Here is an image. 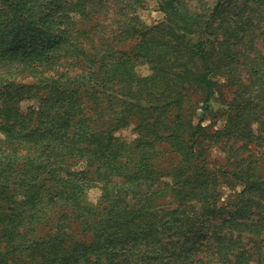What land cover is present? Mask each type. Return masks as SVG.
<instances>
[{
    "label": "trees",
    "instance_id": "1",
    "mask_svg": "<svg viewBox=\"0 0 264 264\" xmlns=\"http://www.w3.org/2000/svg\"><path fill=\"white\" fill-rule=\"evenodd\" d=\"M106 1L0 0V264H264V52L240 48L264 0H156L154 25L126 0L101 36Z\"/></svg>",
    "mask_w": 264,
    "mask_h": 264
},
{
    "label": "rangeland",
    "instance_id": "2",
    "mask_svg": "<svg viewBox=\"0 0 264 264\" xmlns=\"http://www.w3.org/2000/svg\"><path fill=\"white\" fill-rule=\"evenodd\" d=\"M126 3V0H107L106 2L99 4L97 11L94 12L92 20L89 22V26L92 32L100 34L101 36H111L116 28V21L123 16V7ZM198 11L206 10L210 8L213 3V0H206L205 3H198L196 0L189 1ZM137 14L141 19L149 25H154L158 22L164 20V13L160 11L158 7V2L156 0H147V3L144 7L137 9ZM244 21L251 20L252 25L249 29V36H246L244 42L240 46L242 52L247 55L256 54L258 52H264V15L258 14L256 12L249 13L248 11L243 14ZM141 74L148 73V68L146 66H140L138 68ZM220 84L222 86L221 92H216L212 97L211 107L213 113L207 117L204 121L205 125H211L214 129L222 127L227 119V110L228 105L225 101L229 100L232 95V88L225 85V79L219 78ZM197 96V90H190ZM35 104L33 101H25L22 103L23 108ZM200 117L199 114L196 116V120ZM134 125L119 130L116 135L126 139L132 140L135 138L136 133L133 130ZM232 143L231 141L229 142ZM223 145V142H216L209 147V160H212L217 165H220V161L223 160L225 153L221 151L219 146ZM255 147V146H252ZM260 152V155H264V148H259L257 150ZM169 158L172 157L171 154L168 155ZM241 183L235 184V190H240L242 188ZM221 190L224 192L222 200L225 201L229 194L233 191L228 186H221ZM99 191L96 188H92L89 193V199L92 201L98 200Z\"/></svg>",
    "mask_w": 264,
    "mask_h": 264
}]
</instances>
